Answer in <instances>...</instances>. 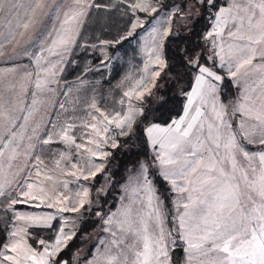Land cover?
Returning <instances> with one entry per match:
<instances>
[{
	"label": "snow or ice",
	"instance_id": "1",
	"mask_svg": "<svg viewBox=\"0 0 264 264\" xmlns=\"http://www.w3.org/2000/svg\"><path fill=\"white\" fill-rule=\"evenodd\" d=\"M195 4L207 11L210 25L195 41L199 51L171 49L180 57L171 66L184 69L175 82L184 76L190 82L179 92L186 99L183 114L163 125L153 113L170 99L157 85L170 67L165 46L182 35L174 20L194 31L195 5L29 0L23 17L0 31V58L14 65L0 69V264H70L61 254L86 214L98 217L108 236L93 245L86 264H264V0ZM17 7L15 0H0V13ZM99 12H116L125 23L116 25L114 40L97 36L98 43L88 44L86 24ZM137 29L147 33V41ZM124 41H139L137 54L145 57V75L132 84L126 74L116 85L127 87L117 101L126 110L102 111L93 95L83 109L90 119L76 116L79 97L66 107L73 89L62 75L66 64L76 63L69 58L80 49H100L99 65L85 61L76 78L84 86L89 82L83 76L107 69L118 55L107 50ZM18 56L28 64L19 65ZM226 81L236 95L222 99ZM138 132L148 148L145 158L121 185L117 211H104L79 182L98 174L110 182L112 152L106 148L116 149L120 138ZM53 144L69 151L49 150ZM46 151L51 167L42 159ZM21 157L23 167H14ZM57 174L74 178L80 190L59 191L68 181ZM157 179L166 186L170 207ZM106 184L96 189L98 195ZM20 205L52 211L22 212Z\"/></svg>",
	"mask_w": 264,
	"mask_h": 264
},
{
	"label": "rangeland",
	"instance_id": "2",
	"mask_svg": "<svg viewBox=\"0 0 264 264\" xmlns=\"http://www.w3.org/2000/svg\"><path fill=\"white\" fill-rule=\"evenodd\" d=\"M187 5H195V0H185ZM15 3L17 4V9L15 11H4L3 13H0V31L6 30L8 27L14 25L21 17H23L25 13V9L28 6L29 0H15ZM180 4V3H179ZM194 7V12H196V8ZM108 17L112 19L115 30H118L116 25L117 24H124L125 21L119 19V14L116 12L112 13H105V12H99L96 13L95 18H101ZM143 18V17H142ZM11 21V24L9 23ZM90 22V21H89ZM89 22L86 24V28L89 24ZM147 29H150V25L146 26ZM104 30L102 31V36L99 37L100 39L103 40H113L110 39L109 37H106L105 29H108L111 32L110 28H103ZM139 29H137L138 31ZM141 33V40L142 41H147L148 36L147 33L144 32L143 30L140 31ZM87 43V42H86ZM93 43H98L97 41L88 43V44H93ZM140 43L139 41H135L128 47L127 45L123 48L119 49H111L109 48L107 51L109 54H113L118 51L117 57L112 61V63L109 65L107 69H101L98 72H88L86 76H83V79L88 81L89 83L80 86L77 83V76H80L82 74V70L84 68V62L85 61H91L92 67H96L99 65L100 60H99V55H100V49H97L95 52L92 51V49H80L78 50L77 54H74L71 56L69 59L70 60H75L76 63L72 64H66L64 67V72H63V79L67 81L73 89V92L69 96V102L66 103V107H71L72 106V101L76 98L79 97V104L76 105V112L75 115L82 118V119H90L88 117L87 113L83 111L84 107L86 106V101H88L93 95L96 97V102L98 106L101 107L102 111L105 112H114L116 110H126V104L124 106H120L117 101L120 100L121 98V93L123 91L127 90V87L122 88V89H117L116 85L117 83L121 80L123 76L130 75L131 76V82L132 84L135 83V81L139 80L142 75H145L143 72L144 68V63H145V57L143 55H138L137 54V47L136 45ZM136 49H135V47ZM132 46V47H131ZM117 48V46H116ZM136 50V54H135ZM18 62L19 65H27L28 61L24 59L22 56H18L15 58ZM14 65L8 62L7 60H4L0 58V69H7L10 67H13ZM72 73H69V72ZM77 89H79L77 91ZM94 89V91H93ZM65 98L63 96L60 97V100H64ZM45 103L46 106L51 110V100H48L45 98ZM180 116V115H179ZM179 116L175 117V119H178ZM77 142H80L79 137L77 138ZM49 150L51 149H59L61 151H69L64 145L62 144H53L50 146H47ZM106 150L112 151L113 149L106 148ZM58 158V157H56ZM42 159H44L45 164L48 165L49 167L52 166L51 161L53 159L52 155L50 154V151H46L42 155ZM109 160V159H108ZM76 159L73 156L72 163H75ZM82 163V162H81ZM23 167V158L21 157L20 160L16 161L14 164V167ZM62 166H65L67 170H71L70 168L67 167V162H62ZM130 175V173L126 176V178ZM57 178L59 180H66L68 181V188L63 189V188H58L59 191H64L66 195H73L75 192L79 191L80 189L77 187L76 182L74 181V178L71 176H60L57 174ZM126 178L123 180L121 183L124 184L126 182ZM82 185H87L90 189V198H91V182H85L81 180L79 182ZM120 185V192L118 194V198L123 195V191L121 189ZM121 201H118V204L116 205L115 208H113L111 211L115 212L117 209L120 207ZM19 211L22 212H32V213H42L46 211H52L51 209H47L46 207H41V208H35L34 206L31 205H26V206H18ZM83 211V210H82ZM68 215V214H64ZM55 223V222H54ZM78 222V227H79ZM167 227L168 224H167ZM47 235V233H45ZM108 239L107 233L103 232L102 229L96 230L95 233L90 236V239L87 243H85L81 248H79L76 252L78 255L77 262L76 264H86L85 258L87 257L88 259L91 258V255L95 252V249L93 248L94 244H97L98 241L101 240H106Z\"/></svg>",
	"mask_w": 264,
	"mask_h": 264
},
{
	"label": "trees",
	"instance_id": "3",
	"mask_svg": "<svg viewBox=\"0 0 264 264\" xmlns=\"http://www.w3.org/2000/svg\"><path fill=\"white\" fill-rule=\"evenodd\" d=\"M169 2L180 3L181 5L186 4L185 0H169ZM219 2L222 3L223 0H219ZM195 8V13L199 19L196 20L194 24V31L190 33L183 23L177 26L174 20V28H177V30L181 32L182 35L178 40H170L165 46L170 67L166 69L165 72L161 73L160 78L157 80V85L160 88L159 94L169 96L170 99L169 103L163 108L154 110L153 115L158 118L156 120L158 123L165 124L167 121L179 116L183 112L185 98L184 96L180 95L179 92L181 89L188 88L190 78L188 76H184L179 84L175 82V80L179 78V74L184 72V69L179 65L176 67L171 66L173 61L180 59V57L176 55V52L171 51V49H176L178 52L181 45H186L188 48H196L197 51H199L200 47H202V45L198 46L195 41L199 39L200 33L208 29L210 21L206 18L207 11L204 8L200 7L199 5H197ZM189 24H191V22H189ZM146 26L147 24L145 25V28ZM104 27L110 28L112 32L110 33L108 29H105V36L114 40L118 30H115L116 28L112 19L108 18V21L104 22L101 17L95 18L89 22L86 28V35L88 39L85 42L91 43L97 41L96 37L102 36ZM140 31L141 29L138 30V32ZM126 45L130 47L132 43H129V41H124L122 44L117 45L116 49L123 48ZM69 73L72 72L70 71ZM224 88L227 92V97L222 96V99H227L228 97H234L236 95L235 88L231 84H228L227 81L225 82ZM153 91L155 92L156 90L154 89ZM146 102L149 105L152 104L151 100H148L147 97ZM120 145V147L111 151L112 155L109 158L108 165L106 167V171L111 176V181L106 184L102 174H98L96 179L92 181L91 184V199L97 201L98 204H102L104 211H108L109 209L112 210L116 207L119 201L118 194L120 192L121 183L130 173V170L134 168L136 162L145 158V154L148 151L144 137L139 132L137 133V136L133 137L132 139L120 138ZM156 183L159 187L160 193L164 194L165 205L170 207L168 204V195L166 194L165 184L159 179H157ZM105 184V191L98 195L96 189ZM93 210L95 211L96 209L94 208ZM101 223L102 222L98 217L86 214L83 219L80 220L76 238L69 242V247L61 254L63 259L68 260L70 264H76V257L78 258V255L76 254L77 250L89 241L90 236H92L96 230L101 229ZM168 226L170 228L171 224L169 223Z\"/></svg>",
	"mask_w": 264,
	"mask_h": 264
},
{
	"label": "crops",
	"instance_id": "4",
	"mask_svg": "<svg viewBox=\"0 0 264 264\" xmlns=\"http://www.w3.org/2000/svg\"><path fill=\"white\" fill-rule=\"evenodd\" d=\"M185 104H186V99H185L184 105H185ZM182 114H183V112H182ZM182 114H180V116H181ZM180 116H179V117H180ZM160 124H162V123H160ZM162 125H163V124H162Z\"/></svg>",
	"mask_w": 264,
	"mask_h": 264
},
{
	"label": "water",
	"instance_id": "5",
	"mask_svg": "<svg viewBox=\"0 0 264 264\" xmlns=\"http://www.w3.org/2000/svg\"><path fill=\"white\" fill-rule=\"evenodd\" d=\"M175 258V257H174Z\"/></svg>",
	"mask_w": 264,
	"mask_h": 264
}]
</instances>
